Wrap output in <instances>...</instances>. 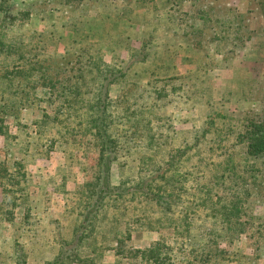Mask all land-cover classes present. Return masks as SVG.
I'll use <instances>...</instances> for the list:
<instances>
[{"label": "rangeland", "instance_id": "rangeland-1", "mask_svg": "<svg viewBox=\"0 0 264 264\" xmlns=\"http://www.w3.org/2000/svg\"><path fill=\"white\" fill-rule=\"evenodd\" d=\"M131 2L134 0H67L66 3L63 0H0V15L6 16L7 23L12 18L10 13L4 15V8L11 10V14L17 9L30 12L29 20L22 23V19H15L0 34L11 41L8 58L0 56V106H3L0 118H4L3 125L8 132L0 135V161H4L3 165L0 163V242L3 246L9 239L10 244L17 239L20 244L23 242L28 253L38 252L36 242L25 236V229L31 227L22 223V208L27 203L22 204L18 199L13 217L6 213L11 203L5 199L3 188H19L16 181L20 179L12 170L19 175L26 173L23 186L31 195V205L36 206L37 213L46 214L41 224L31 222L32 229H38L39 234L42 228L50 229L57 232L54 235L65 237L74 221L71 214L62 215V212L73 205L75 187L91 181L92 174L86 167L92 165L96 155L90 144L80 145L81 142L77 147L56 142L49 149L52 138H56L49 123L41 126V133L36 131L34 122L41 120L43 110L55 114L57 102L49 105L40 100L47 99V89L24 85L22 80L27 78L22 79V73L4 75L3 63L10 68L22 63V59L18 60L22 48L18 52L13 48L17 41L23 40L27 53L40 54L43 59L69 56L70 66L75 69L71 81L81 84L85 99L92 97L97 86L93 69L85 67L80 71L88 58L96 61L102 58L109 65L125 67L133 60L129 58L132 49L142 48L126 77L109 85L113 115H123L130 122L134 118L130 111L141 110L143 116L153 121L152 134L168 137L171 144L166 146L167 150L176 147L190 150L189 153L199 150L197 156L187 161L186 168L194 169L200 162L199 170L207 178H211L214 163L221 162L222 156L231 155L234 163L242 162L246 141L241 134L245 135L249 121L264 115V0H175L173 4L180 9L173 13H170V0H138L132 12L124 13L131 21L124 24L119 15ZM119 24L132 26L120 29ZM151 88L159 91L158 96ZM154 100L158 105L150 108ZM133 102L135 105H131ZM85 109L78 111L79 117H70L68 126L59 127V132L67 127L73 129L79 122L83 127L88 115ZM57 115L58 120L63 116ZM138 126L142 132L149 128L142 121ZM119 130L131 132L128 123L119 125ZM191 133L215 140V144L220 138L221 149L216 152L221 154H212L208 142H200V147L194 149ZM133 157L120 156L119 161L124 163L113 167L114 182L134 175L130 162ZM12 160L18 164L12 165ZM261 163L256 160L249 175L255 174L257 168L260 172L256 174L264 173ZM252 211L256 216H264V203L255 204ZM147 228L133 225L134 248L172 236L168 228L157 231ZM252 242L254 239L241 234L228 247L232 261L219 264H264V246L257 249ZM225 246L222 244V248ZM43 254L50 255L49 251ZM113 260L111 255L105 259L106 262Z\"/></svg>", "mask_w": 264, "mask_h": 264}, {"label": "trees", "instance_id": "trees-1", "mask_svg": "<svg viewBox=\"0 0 264 264\" xmlns=\"http://www.w3.org/2000/svg\"><path fill=\"white\" fill-rule=\"evenodd\" d=\"M136 1L138 0L131 2L124 10L121 9L119 16L124 24L131 23L123 15L133 11ZM173 1L175 0H170V13L180 9ZM2 11L4 15L10 13L9 18L12 19L7 23L6 16L0 15V23L3 24H0V34L1 31L6 32L8 25L15 19H22V23L23 20L30 19V12L27 10L17 9L13 14L5 8ZM130 26L118 25L120 29ZM9 43L10 40L0 36V56L3 58H8L11 49H8ZM24 44L22 40L13 45L17 52L22 48L18 56L22 63L14 64L12 68L3 63L2 69L4 75L22 73V79L32 77L31 80H22L23 84L46 88L47 99L40 100L49 105L57 102L55 114L51 115L43 110L41 120L34 122L36 131L40 132L41 126L49 123L52 125L49 128L56 132V138H52L49 149L56 142L69 147H77L81 142L80 145L90 144L96 155L92 165L86 167V171L92 174L91 181L75 187L73 205L65 207L62 212V215L71 214L74 221L65 237L54 235L57 232L50 229L46 231L42 228L40 234L38 229H32L31 222L41 224L46 214L37 213L36 206L31 205V195L23 186L26 173L19 175V172L12 170L11 173L20 179L16 181L19 188H3L2 192L7 195L5 199L11 203V209L6 210V213L13 217L18 199L22 200V204L27 203L22 208V223L29 225L31 229H25V236L36 242L39 250L37 249L38 254H30L23 242L20 244L17 239H14L13 244H10L9 239L6 246L0 242V264L3 261L9 264H219L232 261L228 247L241 234L254 239L252 245H256L257 249L264 246V216H256L252 211L255 204L264 203V173L256 174L260 172L257 168L255 174L249 175L256 160H261V165L264 166V115L249 121L245 135L241 134L246 141L244 150L242 149V162L234 163L231 155L222 156L221 162L214 163L215 172L210 174L211 178H207L199 170L200 162L191 170L186 168V163L192 156L198 155L199 150L196 148L200 147V142H208L210 152L215 156L220 155L221 153L216 152L221 149L220 138L215 144V140L191 133L190 139L196 145L195 153H189L190 150L187 149L181 150L180 147L167 150L171 144L168 137L152 134L153 121L143 116L141 110L130 111L134 116L130 122L123 115H113L109 85L126 77L130 65L138 59L136 56L140 51L143 52L142 48L138 51L132 49L129 58L134 62L132 60L125 67L109 65L101 57L96 58L97 61L93 57L88 58L80 71L83 72L85 67L93 69L97 86L92 97L85 99L81 84L71 81L74 77L71 73L75 69L70 66L69 56L59 60L43 59L40 54L32 55L30 51L27 53ZM27 45L30 47L29 43ZM111 75L117 76L108 79ZM154 89L152 92L158 96L159 91ZM154 101L150 108L158 105ZM131 105H135V102ZM60 108H64V111H60ZM81 109L88 111L83 127L79 122V126L73 129L67 127L59 132V127L61 129L68 126L70 117L78 116ZM121 112L125 110L121 108ZM58 113L63 114L59 120ZM141 121L149 127L146 132L140 131L142 128H139L138 123ZM3 123L2 117L0 135L5 136L8 132ZM127 123L130 133L119 130V125ZM133 151H136L135 155ZM69 152L72 153V150L69 149ZM123 155L134 156L130 161L133 163L131 167H134V175L114 182L113 167L124 163L119 161ZM1 162L3 165L4 161ZM11 164L18 163L12 160ZM7 174L10 175L9 172ZM21 182L22 186H19ZM135 224L146 226L152 231L168 228L172 230V236L160 237L145 247L134 248L131 233ZM197 229L199 230L196 231ZM222 244L226 245L225 248H222ZM43 251H49L50 255L47 257ZM109 255L113 257V262L105 261Z\"/></svg>", "mask_w": 264, "mask_h": 264}, {"label": "crops", "instance_id": "crops-1", "mask_svg": "<svg viewBox=\"0 0 264 264\" xmlns=\"http://www.w3.org/2000/svg\"><path fill=\"white\" fill-rule=\"evenodd\" d=\"M67 182V181H66ZM66 182H65V184H66ZM109 257V256H108ZM106 263V262H105Z\"/></svg>", "mask_w": 264, "mask_h": 264}]
</instances>
